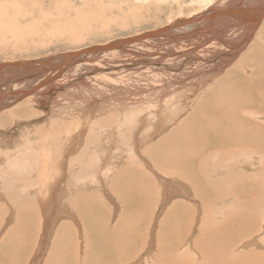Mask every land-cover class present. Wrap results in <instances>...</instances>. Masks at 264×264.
<instances>
[{
	"label": "bare ground",
	"instance_id": "obj_1",
	"mask_svg": "<svg viewBox=\"0 0 264 264\" xmlns=\"http://www.w3.org/2000/svg\"><path fill=\"white\" fill-rule=\"evenodd\" d=\"M171 2L0 61V264H264V0Z\"/></svg>",
	"mask_w": 264,
	"mask_h": 264
},
{
	"label": "rangeland",
	"instance_id": "obj_2",
	"mask_svg": "<svg viewBox=\"0 0 264 264\" xmlns=\"http://www.w3.org/2000/svg\"><path fill=\"white\" fill-rule=\"evenodd\" d=\"M171 1L0 0V61H10L21 57L40 58L47 54L64 51L75 45L89 47L94 43L107 42L112 38L123 37L136 31L150 29L158 22L163 21V24L178 14L179 5ZM121 2H124L122 3L123 7H121ZM87 5L88 8H86ZM152 5L156 6L150 7ZM92 10H94L95 14L92 13ZM85 13L87 17L84 16ZM88 14H91V16H88ZM174 81L171 80L162 85L166 86ZM85 82H91V79L85 78ZM131 89L137 94H142L146 91L150 92L148 87L140 84L134 85ZM128 195L127 200L130 197V194ZM180 197L183 198V196ZM226 197L230 198L231 193H228ZM228 198V202H231L232 199ZM119 211H123L121 206ZM201 211H195L194 213H199L197 219L202 222L204 219L201 217L205 218L203 215L205 211L203 209ZM164 212H168L167 208H165ZM207 216L213 217L214 213L212 216L211 213ZM173 223H169L168 226L171 227ZM260 224L258 227L264 231L263 217H260ZM7 229L5 228V230ZM196 232V235L202 233L201 230ZM144 236L147 235L145 234ZM174 241L175 239H171V242ZM26 244L29 250L32 243L27 242ZM142 244L140 242L139 247ZM262 246L264 247V244ZM255 248L250 246L245 251L252 252ZM258 249L259 251L264 250L262 248Z\"/></svg>",
	"mask_w": 264,
	"mask_h": 264
}]
</instances>
